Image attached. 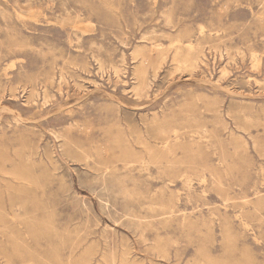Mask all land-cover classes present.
Returning a JSON list of instances; mask_svg holds the SVG:
<instances>
[{
	"label": "rangeland",
	"instance_id": "rangeland-1",
	"mask_svg": "<svg viewBox=\"0 0 264 264\" xmlns=\"http://www.w3.org/2000/svg\"><path fill=\"white\" fill-rule=\"evenodd\" d=\"M0 264H264V0H0Z\"/></svg>",
	"mask_w": 264,
	"mask_h": 264
},
{
	"label": "bare ground",
	"instance_id": "bare-ground-1",
	"mask_svg": "<svg viewBox=\"0 0 264 264\" xmlns=\"http://www.w3.org/2000/svg\"><path fill=\"white\" fill-rule=\"evenodd\" d=\"M87 85V84H86ZM51 150V149H50ZM69 165V164H68ZM94 176V175H93ZM90 178V177H89Z\"/></svg>",
	"mask_w": 264,
	"mask_h": 264
}]
</instances>
